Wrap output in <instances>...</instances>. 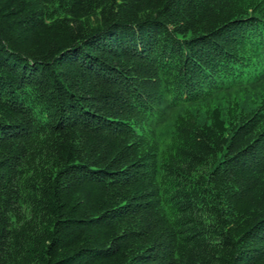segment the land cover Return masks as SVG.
Wrapping results in <instances>:
<instances>
[{"label": "trees", "instance_id": "16d2710c", "mask_svg": "<svg viewBox=\"0 0 264 264\" xmlns=\"http://www.w3.org/2000/svg\"><path fill=\"white\" fill-rule=\"evenodd\" d=\"M0 264H264V0H0Z\"/></svg>", "mask_w": 264, "mask_h": 264}, {"label": "bare ground", "instance_id": "6f19581e", "mask_svg": "<svg viewBox=\"0 0 264 264\" xmlns=\"http://www.w3.org/2000/svg\"><path fill=\"white\" fill-rule=\"evenodd\" d=\"M1 4H3V3H1Z\"/></svg>", "mask_w": 264, "mask_h": 264}]
</instances>
